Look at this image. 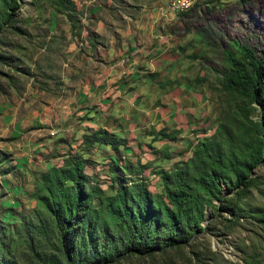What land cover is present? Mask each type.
<instances>
[{
  "label": "rangeland",
  "instance_id": "rangeland-1",
  "mask_svg": "<svg viewBox=\"0 0 264 264\" xmlns=\"http://www.w3.org/2000/svg\"><path fill=\"white\" fill-rule=\"evenodd\" d=\"M159 1L168 5L167 0ZM132 2L0 0V101H18L28 91L35 94L36 103H42L74 91L75 83L97 71L106 39L112 35L116 41L118 32L132 23L128 17L139 8L150 9L155 1L136 0V6ZM170 14L175 18L170 22L171 60L180 63L179 80L201 91L207 113L197 121L198 127L189 128L183 145H173L176 149L170 151L151 142L133 148L125 145V139L101 149L91 147V131L82 136L88 143L72 140L60 149L64 157L59 166L67 158L85 159L87 196L80 204L99 210L87 216V226L107 225L113 234L109 239L99 237L91 244L95 253L89 250L80 259L85 258V264H264V116L259 107L247 116L263 130L262 157L251 169V184L234 194L221 183L220 201L212 199L206 208L201 232L185 244L155 245L148 254L125 253L102 261L96 255L113 249L120 236L118 221L101 209L117 187L114 175L127 186L141 180L156 201L162 195L158 172L183 168L197 138H212L215 126L226 120L229 106L242 105L243 97L227 90L223 78L230 70L227 54L246 63L239 46L245 45L256 56L264 50V0H202L190 10ZM6 142L10 139L0 138V259L4 264H67L60 254L56 225L38 199L46 193L40 179L45 171L37 165L32 170L30 162L20 172ZM118 143L122 144L118 147ZM17 187L21 191L14 195L11 190ZM115 248L120 247L115 244Z\"/></svg>",
  "mask_w": 264,
  "mask_h": 264
},
{
  "label": "trees",
  "instance_id": "trees-1",
  "mask_svg": "<svg viewBox=\"0 0 264 264\" xmlns=\"http://www.w3.org/2000/svg\"><path fill=\"white\" fill-rule=\"evenodd\" d=\"M239 47L246 63L227 54L230 70L223 78L227 90L243 97L242 105L229 106L226 120L215 126L212 138H197L183 168L171 173L158 172L162 195L155 201L141 180L127 186L114 175L117 187L112 195L106 196L101 209L118 221L120 236L113 242V249L96 254L101 255V261L125 253L148 254L155 245L161 248L187 243L194 233L205 228L200 223L205 220V210L212 204L211 200L220 201L221 183L234 190V194L251 184V169L262 157L263 130L261 124L247 116L254 107H259L264 116V50L256 56L245 45ZM92 136L109 145L117 142L105 130H98ZM163 137L171 138V135L163 134ZM85 166V159L81 157L67 158L61 166H52L40 174L46 193L38 199L56 225L60 254L67 264H85L87 260L80 257L89 250L90 254L95 253L91 244L99 237L113 236L107 225L87 226V216L99 210L90 209L89 203L80 204L87 196ZM128 168L127 165L125 169ZM88 189L91 192L94 186ZM115 244L120 247L118 250ZM4 263L7 262L0 259V264Z\"/></svg>",
  "mask_w": 264,
  "mask_h": 264
},
{
  "label": "crops",
  "instance_id": "crops-1",
  "mask_svg": "<svg viewBox=\"0 0 264 264\" xmlns=\"http://www.w3.org/2000/svg\"><path fill=\"white\" fill-rule=\"evenodd\" d=\"M154 1L150 9L139 8L128 17L132 23L118 32L116 41L112 35L106 39L97 71L75 83L74 91L42 103L28 91L18 101H0V138L10 139L5 148L12 149L20 172L30 162L32 170L59 166L64 157L60 149L72 140L80 143L87 131L105 130L133 148L151 142L170 151L183 145L189 128L200 125L206 99L191 83L179 80L180 63L170 55L175 18L164 1ZM94 140L88 141L91 147L111 146ZM20 191L12 188L11 193Z\"/></svg>",
  "mask_w": 264,
  "mask_h": 264
},
{
  "label": "bare ground",
  "instance_id": "bare-ground-1",
  "mask_svg": "<svg viewBox=\"0 0 264 264\" xmlns=\"http://www.w3.org/2000/svg\"><path fill=\"white\" fill-rule=\"evenodd\" d=\"M171 1H178V2H173V10L177 12H181L191 8L193 5H195L196 3L202 0H167L168 5L171 4Z\"/></svg>",
  "mask_w": 264,
  "mask_h": 264
},
{
  "label": "built area",
  "instance_id": "built-area-1",
  "mask_svg": "<svg viewBox=\"0 0 264 264\" xmlns=\"http://www.w3.org/2000/svg\"><path fill=\"white\" fill-rule=\"evenodd\" d=\"M173 2H178V1H171V4L170 5H166V8L170 11V12H173Z\"/></svg>",
  "mask_w": 264,
  "mask_h": 264
},
{
  "label": "water",
  "instance_id": "water-1",
  "mask_svg": "<svg viewBox=\"0 0 264 264\" xmlns=\"http://www.w3.org/2000/svg\"><path fill=\"white\" fill-rule=\"evenodd\" d=\"M205 212H206V210H205Z\"/></svg>",
  "mask_w": 264,
  "mask_h": 264
}]
</instances>
